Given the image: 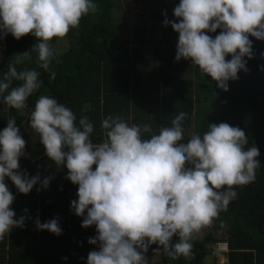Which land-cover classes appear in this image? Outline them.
<instances>
[{
	"label": "clouds",
	"instance_id": "9594fccd",
	"mask_svg": "<svg viewBox=\"0 0 264 264\" xmlns=\"http://www.w3.org/2000/svg\"><path fill=\"white\" fill-rule=\"evenodd\" d=\"M96 11L94 0H0V35L10 33L17 40L35 36L38 43L31 50L37 53L39 67L49 71L57 55L50 44L53 38H63L82 17ZM173 13L177 19L165 18L163 24L179 33L175 59L190 60L228 91V81L239 79L241 70L248 71L245 57H253L249 37L264 41V0H180ZM217 29L221 31L215 38L207 34ZM1 42L0 52L6 48ZM23 56L30 59L29 51ZM19 63L20 58L9 64L0 78L3 102L17 110L26 107L42 84L39 71H18ZM55 77L50 72V80ZM13 81L20 83L12 86ZM186 117L180 112L172 126L145 139L142 134L152 133L151 125H129L121 116L109 115L101 122L104 139L94 143V124L87 116L77 123L73 111L55 98H38L30 125L49 160L66 167V178L78 185V199L71 207L83 217L82 227H96L97 235L88 242L98 250L88 253L87 264H148L145 253L151 245H158L155 253L162 250L173 259L188 256L192 236L227 211L236 195L234 186L255 180L260 151L256 146L245 149L244 130L226 122L211 123L202 135L194 133L181 142ZM25 148L21 129L9 119L0 131V240L12 228L24 227L28 218H16L12 207L16 197L6 178L22 194L38 183L37 191L47 189L53 179L30 177L21 170L20 158L28 156ZM35 224L38 230L62 234L56 218L42 223L37 217ZM216 249L224 256L217 264H227L228 243L219 242Z\"/></svg>",
	"mask_w": 264,
	"mask_h": 264
},
{
	"label": "trees",
	"instance_id": "16d2710c",
	"mask_svg": "<svg viewBox=\"0 0 264 264\" xmlns=\"http://www.w3.org/2000/svg\"><path fill=\"white\" fill-rule=\"evenodd\" d=\"M129 1L94 0L95 13L82 17L79 26L63 38L50 42L57 55L49 71L39 67L37 53L31 50L38 43L35 36L28 34L17 40L10 33L0 35L6 45L0 52V78L9 64L20 58L17 70L35 69L42 81L24 109L10 108L0 95V131L9 119H15L28 154L20 158L21 170L30 177L39 174L41 180L53 177L47 189L37 191L38 183L29 194L19 193L6 178L16 197L12 205L16 218H28L24 227L12 228L0 240V264H87L88 253L98 250V245L88 242L97 235L96 227H82L83 217L75 215L71 207L78 199V185L66 178V167L49 160L39 134L30 125L31 112L42 95L70 108L77 123L82 115L87 116L94 124V143L104 139L101 122L109 115H119L129 125H151L152 133L142 134L145 139L172 126L182 111L187 117L181 142L194 133L202 135L211 123L226 122L244 130L248 140L245 149L256 146L260 151L255 180L234 186L236 195L227 211L203 228L200 236H192L188 256L173 259L162 250L155 253L158 245H151L145 256H160L148 264H217L222 252L216 245L227 242V264H264V41L249 37L253 57H245L248 71L241 70L239 79L228 81L229 90L224 91L190 60L175 59L179 33L163 21L177 19L173 9L180 0H135L142 2L138 11ZM220 31L207 34L215 38ZM26 51L30 59L24 58ZM52 71L56 73L54 80H50ZM18 83L13 81L12 86ZM37 217L42 223L58 219L62 234L38 230Z\"/></svg>",
	"mask_w": 264,
	"mask_h": 264
},
{
	"label": "rangeland",
	"instance_id": "374dc122",
	"mask_svg": "<svg viewBox=\"0 0 264 264\" xmlns=\"http://www.w3.org/2000/svg\"><path fill=\"white\" fill-rule=\"evenodd\" d=\"M130 2V5L131 6H137L136 8H137V11H138V9H140V4H142V2L141 1H135V0H130L129 1ZM2 41V37H0V45L2 46V47H4V44L1 42ZM202 232V230L199 232V233H196V234H194L193 235V237H195V236H200V233ZM146 258H147V260L148 261H151V262H154V261H158V260H160V256H158L157 254H150V255H147L146 256ZM224 258V256H218V260H222Z\"/></svg>",
	"mask_w": 264,
	"mask_h": 264
}]
</instances>
